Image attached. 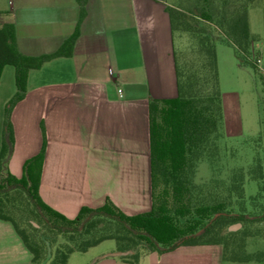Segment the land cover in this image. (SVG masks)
<instances>
[{"label": "crops", "instance_id": "0c3cea01", "mask_svg": "<svg viewBox=\"0 0 264 264\" xmlns=\"http://www.w3.org/2000/svg\"><path fill=\"white\" fill-rule=\"evenodd\" d=\"M173 6L167 0H87L70 55L26 71L24 95L9 114L13 143L5 167L21 175L24 161L40 149L42 126L38 194L64 216L72 218L81 207H98L105 199L126 215L151 209L148 102L176 96L174 32L166 10ZM77 18L75 0H0V25L12 24L16 49L25 56L55 51L73 33ZM222 53L234 68L235 57ZM257 53L258 67L264 49ZM215 55L225 129V109L235 91L221 88L216 49ZM15 89L14 67L4 65L0 145L4 106ZM93 247L79 256L71 253L66 264H127L113 255L115 249L91 255ZM221 252L215 243L179 245L161 254L144 253V262L264 264L223 262ZM29 261L12 225L0 219V264Z\"/></svg>", "mask_w": 264, "mask_h": 264}, {"label": "trees", "instance_id": "16d2710c", "mask_svg": "<svg viewBox=\"0 0 264 264\" xmlns=\"http://www.w3.org/2000/svg\"><path fill=\"white\" fill-rule=\"evenodd\" d=\"M75 2L78 18L73 33L48 54H20L12 24L0 25V72L4 65L13 66L16 88L3 110L0 219L12 225L30 253L29 264H66L71 253L84 252L104 240H113L115 251H132L118 256L129 264H136L140 254H161L179 245L206 243L221 245L223 262L264 263V252L247 251L244 239L260 236L257 229L250 231V224L264 223V155L257 154L245 170L231 169L226 178L218 177L220 167L214 163L217 140L225 138L214 41L223 39L239 64L252 67L264 88L257 58H250L253 37L247 22L249 8L260 6L264 13V0H192L194 11L188 13L201 24L193 32L195 55L186 60L174 50L176 96L148 102L151 209L126 215L105 199L102 205L83 206L68 218L46 205L38 194L45 147L42 126L40 149L24 161L19 177L6 169L5 158L13 143L9 114L24 95L26 71L53 57L70 55L87 0ZM166 10L173 32L178 27L186 30V13L172 7ZM201 159L208 160L213 176L196 183L194 175ZM245 179L257 186L255 195L248 199L244 197ZM236 223L240 229H228Z\"/></svg>", "mask_w": 264, "mask_h": 264}, {"label": "rangeland", "instance_id": "374dc122", "mask_svg": "<svg viewBox=\"0 0 264 264\" xmlns=\"http://www.w3.org/2000/svg\"><path fill=\"white\" fill-rule=\"evenodd\" d=\"M167 1L174 4L172 8L186 13L184 24L186 30L180 31L178 27V30L174 31V50L175 52L179 51L184 59L190 60L194 57V51L197 48L196 33L193 32H195L196 27L198 28L201 25L192 14L188 13L194 11L192 0ZM248 30L251 37H253L250 58L254 60L259 57L257 53L259 49H264V13L260 6L249 9ZM254 44H256V47H254ZM214 47L220 62L221 88L235 91L233 103H230L229 107L225 105L226 128L228 130L223 128L225 138L217 140L218 155L214 160V163L216 162L220 167L218 177L226 178L231 169L243 168L245 170L257 154L264 155V88L263 82L249 65L237 63L234 68L226 65V57L222 51H226L231 56H233V53L230 46L223 39H216ZM257 71L264 77V56L258 64ZM3 85L2 82V89L4 88ZM261 109H263L262 112ZM212 176L213 173L208 160L201 159L197 164L194 181L196 183L207 182ZM243 187L246 199L255 195L257 189L255 181L245 179ZM158 190L159 186L156 191L158 192ZM240 228L239 223L231 224L228 227L229 230ZM254 229H257L260 236L245 237V249L247 251L260 250L264 252V239L261 237L264 235V223L250 224V231L253 232ZM113 249H115L114 241L104 240L95 245L89 253L95 255ZM126 252L125 255L132 253V251ZM74 255L79 256L82 254L76 252ZM144 256V254H140L136 264H145Z\"/></svg>", "mask_w": 264, "mask_h": 264}, {"label": "water", "instance_id": "95a60500", "mask_svg": "<svg viewBox=\"0 0 264 264\" xmlns=\"http://www.w3.org/2000/svg\"><path fill=\"white\" fill-rule=\"evenodd\" d=\"M216 215H218V214H215V216ZM127 252L126 251H124V252H121V251H115L114 253H113V255H125Z\"/></svg>", "mask_w": 264, "mask_h": 264}, {"label": "built area", "instance_id": "2783aa9c", "mask_svg": "<svg viewBox=\"0 0 264 264\" xmlns=\"http://www.w3.org/2000/svg\"><path fill=\"white\" fill-rule=\"evenodd\" d=\"M118 91H120V90H118Z\"/></svg>", "mask_w": 264, "mask_h": 264}]
</instances>
